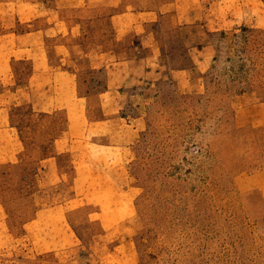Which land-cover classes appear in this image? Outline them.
I'll return each mask as SVG.
<instances>
[{"label": "rangeland", "instance_id": "obj_1", "mask_svg": "<svg viewBox=\"0 0 264 264\" xmlns=\"http://www.w3.org/2000/svg\"><path fill=\"white\" fill-rule=\"evenodd\" d=\"M42 1L54 5V0H0V143L8 136L13 156L0 163V264H98L117 239L132 246L135 264H264V127L246 122L240 108L264 98V0H180L183 10L203 4L201 25L194 28L209 31L217 54L205 72L191 70L182 82L169 73L128 91L121 113L131 121L134 139L123 149L124 169L117 173L123 216L107 220L103 214L112 209L107 205L93 203L77 212L72 202L60 204L73 193L68 181L74 175L69 157L57 156L54 145L66 129L65 111L21 106L28 93L20 85L31 63L19 57L45 50L55 62L61 42L47 38L27 48L16 37L43 25L41 10L31 20ZM230 9L233 18L223 19ZM108 24L105 16L86 24L79 43L88 50L110 39ZM198 30L189 31L194 48L203 35ZM176 34L172 30L161 40L167 66L185 64L188 49ZM131 41L129 34L126 42ZM74 67L82 95L103 88V70ZM97 115L89 108L87 116ZM91 150L108 163L120 158L121 150L117 159L109 148ZM53 162L56 175L49 170ZM55 205H67L61 212L73 216L80 232L90 211H96L92 230L118 226L104 236L85 233L91 231L87 226L78 243L56 217L60 210H46ZM79 214L85 219L75 217Z\"/></svg>", "mask_w": 264, "mask_h": 264}, {"label": "crops", "instance_id": "obj_2", "mask_svg": "<svg viewBox=\"0 0 264 264\" xmlns=\"http://www.w3.org/2000/svg\"><path fill=\"white\" fill-rule=\"evenodd\" d=\"M53 2L52 6L45 1L35 4V12L41 10L42 16H46L45 24L43 22L41 26L16 35L20 41L25 42L21 45L27 48L41 44L47 38L61 40L55 45V62L52 60L49 62L45 50L24 52L19 57L21 61L30 60L31 63V73L20 85L21 89L28 93L26 103L21 106L30 108V111L32 109L64 110L66 113V129L63 135L56 138L54 145L57 147V156L69 157L74 175L68 183L73 193L60 204H67L69 207L68 203L72 202L70 209L77 212L93 203L107 205L112 209L108 214H103V220L119 218L123 216V206L120 205V201L123 200V191H120L123 181L117 173L124 169L123 149L134 139L131 121L121 113L127 102L128 91L149 83L153 79L152 76H166L172 73L177 76L179 82H182L184 76L191 70L197 73L205 72L215 60L217 45L209 39V31L204 32L194 28L201 25L199 22L204 8L201 3L195 2L192 6L189 4L187 9L183 10L184 6L180 0H54ZM29 7H33V4ZM230 12L231 9L226 11L223 19L227 17L231 20L233 16ZM39 15L37 13L31 20L39 19L41 17ZM104 16L109 20L108 26L111 28L112 37L108 40L100 39L95 47L85 49L82 43H79L87 32L85 25ZM155 24L156 27L153 28ZM172 30L188 49L183 60L185 64L175 67L167 66L163 62L165 50L164 41L161 42L162 38H170L165 34ZM193 30L203 34L200 40H196V44H200V47L197 45V49L188 42L192 34L189 31ZM129 34H132L135 41L126 42ZM192 49H196L197 54L191 56ZM78 64H86L93 70H103L105 84L100 91L93 95L81 94L74 67ZM245 97L246 94L242 99ZM89 108L98 115L87 116ZM240 108L246 114V122L264 127V98L244 101L240 104ZM7 138L8 136L5 135L4 143H0V163L10 161L13 157ZM58 143L64 144V147L58 149ZM93 145L116 151V159L121 150L120 158L108 163L107 156L91 150ZM49 170L56 175L57 164L53 162ZM104 174L109 177L103 178ZM100 194L107 195L105 200H102ZM67 205H61L60 208L55 205L46 210H60L56 217L61 218L63 226L64 223L67 225L73 235L70 237H76L78 243L84 241L85 233H90L91 236L95 234L104 236L108 234L109 229H116L118 226L109 224L100 231L92 230L91 215L96 211H90L86 213V220H83L80 232L75 227V222L71 221L73 216L61 212V209L67 208ZM39 212L40 210L36 211L33 220L38 218ZM97 213L102 212L99 210ZM75 217L85 219L83 214ZM27 223L25 221L22 226ZM87 226L91 231L84 233L83 229H88ZM46 249L53 250L54 247L48 246ZM105 250V255L95 263L135 264L134 252L129 243H122L117 239Z\"/></svg>", "mask_w": 264, "mask_h": 264}]
</instances>
